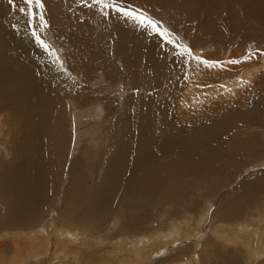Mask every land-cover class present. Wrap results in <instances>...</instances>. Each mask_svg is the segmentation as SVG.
Masks as SVG:
<instances>
[{
    "label": "bare ground",
    "instance_id": "bare-ground-1",
    "mask_svg": "<svg viewBox=\"0 0 264 264\" xmlns=\"http://www.w3.org/2000/svg\"><path fill=\"white\" fill-rule=\"evenodd\" d=\"M6 1L0 0V8L4 7ZM131 1L133 3L134 0ZM144 1L152 2L153 0ZM254 1L255 3L249 0H206V7L211 13L210 21L215 22L218 19L220 27L214 31L208 29L206 34H209L211 40L219 36L223 41H227L238 29L244 28L243 25L235 28L232 23L233 3L234 5L238 2L242 4L245 11L244 16H249L254 21L259 12L256 13L257 10H254L255 14L252 13V9L251 11L249 9L255 5V8L264 6V0ZM137 2L134 1L138 4ZM170 3L169 5H171ZM194 3L195 0H182L179 5L173 2L171 6L165 5L164 8L179 12L183 17L180 23L190 25L193 12L197 8ZM213 4L215 7L217 4L228 7L225 13L223 12V17H220L221 11L219 8L213 7ZM261 11L263 12V9ZM14 13L16 15V12ZM235 13L237 15L238 12ZM56 14L58 19L54 23L52 21L50 26L61 23L60 31H65L66 36H68L63 44L69 46L70 53H72L70 55L72 60L68 59L71 62L68 66V73L73 79V81L69 79L73 87V94L69 97L68 110L71 113V129L74 131L75 148H70V152L71 156L77 152L80 153L78 162L80 165L76 164L74 167L80 166L82 170L88 172L78 173L74 167L70 169L66 199L62 208L57 211L61 220L52 224L53 230L50 231L52 236H50L51 233H46V230H40L45 215L51 209L41 213L38 208L45 204L49 200L48 198L51 199L52 205L56 203L60 194V186H57V180L64 165L60 158L64 154L65 148L56 147L55 144V148H49V141L46 138V130L49 128L47 122L55 116L57 117L59 103L66 98L62 94L60 83L51 74V67L45 63L43 58L40 59L42 51L35 45L30 35H26V19H24L23 14L19 13L20 19L18 17L9 20L0 29V117L2 119V116L12 115L15 122L10 125L7 117L5 122L0 123V134L3 135L4 141L7 140V134L11 139L13 137L15 139L14 146L18 148L17 150L12 147V150L9 151L10 146L7 145L2 148L4 151L0 152L1 155L3 152L9 151L14 155L15 160L11 165H5V160L0 157V208L3 212L0 213V220H4L8 227H14L10 229L11 231H6L7 233L0 229V233L8 237L7 240L0 241V264H60L61 262L89 264L86 259H92L98 255H101L102 264L145 262L147 259L145 257L146 251L152 249L149 256L155 254L156 246L162 242L165 243L167 237H161L157 230L152 229L151 234L142 235L144 239L139 245H135L129 237L130 233L142 232L144 230H142L141 225L152 223L150 218L146 216L148 214L137 216V212H142L145 209L156 211L165 208L166 204L169 203L174 204V206L183 204L190 196L189 194L184 195V193H191L195 191V188L211 184L213 181V190L224 187L230 173L237 170L238 159L244 160L248 151L246 146L249 144L244 145L245 151L242 152L238 141L243 138L213 139L211 132V140H198L195 136H193V140L188 135L186 136L187 130L180 132L178 127L171 122L169 109L176 100L179 102V97L172 99L182 85H177L173 79L170 94L166 96L169 99L154 97L155 102H153V99L145 97L141 100L137 115L132 114L131 116L125 113V111H129V106L132 108L131 100L128 99L126 104L129 106L125 105V114L122 113V119L119 117L120 124L124 129L123 133L120 134L122 137L118 136V141L121 137L119 145L101 146V138H107L106 134L110 131V125L116 117L114 111L112 112L116 106L114 101L117 100L119 106L123 104L122 96L125 95L122 91L123 84L113 83L117 79L116 75H118L120 67H123L120 75L125 73L133 85H137L145 79L156 84L160 79L170 75L168 64L159 59L157 47L159 43L157 39L159 38L141 34L142 30L136 28L132 21L125 22L120 19L118 24L112 20L104 23L98 9L81 11V5L69 11L57 10ZM78 17L83 18V24L78 22ZM246 17L245 19H247ZM239 21L238 23H240ZM255 21L258 22L257 26L264 27L262 17ZM214 22L212 24L215 25ZM13 25L17 27L13 28ZM135 31L138 33H134ZM109 33L112 36H118L114 46L105 43V37ZM127 42L132 44L129 45ZM195 44L197 43L195 42ZM236 51L238 50L236 49ZM207 59L212 60L211 58ZM255 60L246 62L244 65L253 64ZM168 61H171L170 56ZM97 66L103 67V72L98 70V73H101L100 78L103 79L102 87L105 89V97H97L92 83L94 75L91 77L89 74ZM82 70H85L86 74L80 73V75L79 71L82 72ZM237 73H243V70H239ZM216 74L219 75L218 72ZM80 77L83 79L82 85L86 83L83 87L85 90L82 88L76 91ZM63 79L65 82L67 81L65 78ZM112 84L119 86L113 88L110 86ZM91 92L93 95L88 96L87 93ZM205 95H201L203 96L201 101L206 100ZM189 97L180 102L185 100L182 103L183 106L191 108L190 100L197 98L194 95ZM159 100L162 107L168 112L162 110L157 105L158 103L156 104V101ZM216 105L217 102L210 103L207 108L210 109ZM181 115H185V111H181ZM230 115L232 114L230 113ZM175 117L173 118L175 119ZM178 117L182 118L179 115ZM206 123V120L202 122V124ZM254 123H263L264 125V118ZM77 125L79 128H89L92 132L86 133L89 129L85 131L82 128L84 132L83 135H80L81 131L78 130ZM100 128H103L102 131L99 130ZM151 129L153 131L148 132ZM21 130L22 134H20ZM233 130L234 128L230 131ZM18 133L21 135L22 149L19 148ZM103 133L105 135L101 136ZM84 141L87 147H79ZM256 149L262 150L263 148L256 145ZM252 150L256 152L254 149ZM93 175L94 180H98V183L93 188H86L83 183L90 184L88 177L93 181ZM202 193V199L208 198L210 189L206 188ZM230 203V205L224 204L222 211L229 217L235 218L238 216L235 212L237 207L232 202ZM112 213L115 216L111 219L113 222L111 229L117 226L116 222L124 221L121 229L125 232L123 235L112 239L107 235L104 239L100 236L103 232L101 229L108 228L109 225L106 226V221ZM186 216L184 215V219ZM228 220L226 219V221ZM158 221L163 222L160 219ZM167 221L171 222V219L169 218ZM177 222L170 223L172 234H170L169 241L166 242L167 246H172L180 240H186V243L191 242L200 235V231H203L202 227L205 223L204 219L201 218L196 229L187 228V230H183L178 227L180 222ZM232 226L221 225L219 228L216 226L214 229L210 228L208 233L213 234L217 244L244 248L246 252H244L243 257L247 253L248 258L246 260L248 264H252L253 260H258V257L264 254V224L259 228H251L250 226L248 229ZM0 228H2L1 224ZM26 230L29 232L25 233ZM78 230L83 231L87 238L80 239ZM251 233L256 237L260 236L257 245H253L254 243L246 244L244 237H249ZM120 237L122 238L119 241L118 238ZM256 237L253 239L255 240ZM211 239L210 237L206 241ZM6 242L11 243L10 246H7ZM106 245H112V249H108ZM11 246L12 254L9 259H6L3 255L6 251L3 252V248L8 249ZM83 248L86 249V252H83ZM7 253L9 252L5 254ZM48 258L52 261H48ZM238 259L234 263L229 262V264H238ZM190 261L197 262L198 258ZM260 264H264V262H260Z\"/></svg>",
    "mask_w": 264,
    "mask_h": 264
},
{
    "label": "rangeland",
    "instance_id": "rangeland-1",
    "mask_svg": "<svg viewBox=\"0 0 264 264\" xmlns=\"http://www.w3.org/2000/svg\"><path fill=\"white\" fill-rule=\"evenodd\" d=\"M134 1L137 2V0ZM134 1H133L134 6L146 8L151 15H153L157 19L162 20L165 23V26L169 27L175 33V36L177 39H179L180 43L192 47L194 51V55L198 54L197 56H201L206 59L211 58L212 60H217V58L218 60H226V58L227 60H229L233 58L239 59L244 55H246L248 52L256 53L257 49L264 50V27H262L261 25L257 26L258 22L255 21L261 17L264 19L263 5L259 6L260 9L258 7L255 8L256 5L253 8L249 9V11H251L252 9V13H255L254 10H257L256 13L259 12L256 15L257 16L256 19L253 21V19L249 18V16L247 17L244 16L245 11L243 10L244 6L242 7V4L238 2L234 5L233 3L232 7L234 8V12L232 14V19H233L232 23L235 26V28L242 27V25L244 28L240 30L238 29L236 33L230 36V38L227 41L226 40L223 41L219 36H216L211 40L209 34L208 35L206 34L208 32V29L214 31L215 29H217V27H219L218 19L215 20V22L210 21L211 13L209 11V8L206 7V0H195L194 4L197 8L193 12L192 21L189 22L190 25H184L183 22L180 23L183 20V17L179 12H175L174 10H170V9L167 10L166 8H164L165 5L168 7L171 6L173 2L174 4L179 5L182 3V0H156V1L153 0L155 2L154 4L152 3L153 2L152 0H151L152 2H149L148 0H146L148 2H145L144 0H139L140 3L137 2L138 4L134 3ZM249 1L255 3L254 0H249ZM44 2L46 5L45 15L46 18L50 21L49 24H51L52 21L53 23L54 21H57L58 19V15L56 14L57 10L64 12L74 9L76 6H80V4L76 2V0H44ZM169 2H171L170 3L171 5H169ZM218 6H222V5L217 4L216 7L219 8V10L221 11L220 17H223L224 15L223 12L225 13V10L228 7L225 6L218 7ZM213 7H215V4H213ZM262 9L263 12L261 11ZM235 12H238L237 15ZM0 14H2L0 15V29L5 25L4 24L5 22H8L9 20H13L15 18L17 19L18 17L19 19L21 18V15H19L18 12H16L15 15V13L11 11L10 6L8 4V0L4 4V7L0 8ZM239 15L242 17V19ZM245 17L248 20L245 19ZM24 19L26 18L24 17ZM238 21L240 23H238ZM213 22L215 23V25L212 24ZM207 23L210 25H208ZM60 24L61 23H57L55 24L56 26L55 25L50 26V28L45 29L44 30L45 38L56 49L61 59L65 60V64L67 68H69L68 66H70L71 62H69L68 59L72 60V57L70 58V55H72V53H70L71 50L69 49V46H65L63 44V41L66 40L68 36H66L67 34L65 31L63 30L60 31V27H61ZM218 29H220V27ZM136 32L138 33V31H135L134 33ZM188 32H190V34H188ZM58 37H63L64 39L60 40L58 39ZM157 40L159 42L158 43L159 45L160 39ZM195 42L197 44H195ZM127 43L129 45L132 44L129 42ZM236 49L238 51H236ZM66 55H67V59H65ZM41 56L42 57H40V59L43 58V60H45V63L51 67L52 69L51 74H53L52 76L55 79H57L58 82L60 83L62 88V94L66 98L60 101L59 112H58L59 114H57V117L55 116L56 118L54 117L53 119H50L47 122L49 123L47 124L49 128L47 127L48 129L46 130L47 131L46 138L49 141L48 144L49 148L50 147L53 148L54 144L56 147L65 148L64 154L60 158V161L63 162L64 165L62 172L59 174L57 180L58 181L57 186L58 185L60 186V194L59 197L56 199L55 204L52 205L51 199L48 198L49 200L46 201L45 204L43 205L41 204L42 206L40 205L41 209L36 207L41 213H43L45 210L51 209V211L45 215L46 217H44L43 219V224L41 225L42 227L39 228L40 230H44V231L46 230L45 232L50 234L53 230L52 224H54V222H60L61 220V216L59 217L57 211L60 210V208H62L66 199L65 194L69 187L68 172L70 171V169L74 167V165L76 164L80 165V163H78L80 160L79 158L80 153L77 152L75 153V155L71 156V152H70V148H75L74 147L75 137L73 136L74 131L71 129V125H72L70 119L71 113H69L68 110L69 97L73 94L72 92L73 87L72 84L70 83V80L73 81V79L70 78L69 74H65L58 67H55L56 65L52 63L53 60L52 57H49L46 53L42 54ZM170 59H172L171 56ZM245 63H242L240 65H226V67L230 68L231 70L226 72L225 71L221 72L219 68L210 70L205 68L201 64L197 63L196 65V62L193 61L191 64L187 85H182L180 89L175 92L176 94L172 100L177 99V97H179V102L176 100V102L174 103L175 105L172 104L169 110L171 111V122H173V124L176 127H178L180 132H184L185 130H187L186 136L188 135L193 140H194L193 136H195L198 140H211L210 139L211 132L213 135V139L243 138L242 140L238 141V143L240 145V151L242 152L245 151L244 145L246 143L249 144L248 146H246L248 148V151L246 152L244 157V160L246 161L242 160L241 158L238 159L237 170L230 173L227 179V183H225L224 187H221L220 189L217 188L213 190L214 189L212 187L214 183L213 181L211 184H206L203 187L195 188V191L191 193H184V195L189 194L190 196L188 199L185 200L183 204L174 206V204L169 203L166 204L165 208L158 209L156 211L145 209L146 211L144 210L142 212H137L136 214L137 216H144L145 214H148L146 216L150 218L152 223H145V225H141L143 228L142 230H144L142 232H134V234L133 232L130 233L129 237L131 238L132 242L134 241L133 243L135 245L136 244L139 245L141 241L144 239L142 235L151 234L153 232L151 231L152 229L157 230V233L160 234L161 237L163 236L164 238L167 237L165 243L162 242V244L160 243L158 246H156L157 250L155 251V254L153 253L151 256H149V253L150 254L152 253L151 252L152 249H148L146 251L147 254L145 255V257L147 258L145 262L141 261L137 263L140 264H229V262L234 263L235 260L239 258L237 261L238 264H248V261L246 260V258H248L247 253H245V257H243L244 252H246L244 248L235 245L223 246L217 244L215 238H213V234L211 235L210 233H208L210 228L214 229V227L216 226H218L217 228H219V226L221 225L223 226L226 225V227H230L233 225L232 227L239 226L248 229V227L250 226L251 228H255V227L259 228L264 224V125L263 123L261 124L254 123L255 121L258 120L261 121V119L264 118V58L256 59L253 62V64L244 65ZM94 69H93L94 71L90 69L91 72H89L91 77L92 75H94L92 80L94 92L97 95V97H105L106 96L105 89L104 87H102L103 79L100 78V74L103 72L102 70L103 67L97 66ZM98 70L101 71V73H98ZM122 70L123 67H120L118 71V75H116L117 79L113 83L123 84L122 91L125 94L124 96H122L123 104L122 106H119V103H117L118 101L117 100L114 101V105L116 106L112 110V112L114 111L113 113H115L116 117L114 118L113 122L110 125V131L106 134L108 139L106 137L101 138V146L102 145L111 146L116 144L119 145L118 143H120L122 137L120 134H122L124 131L122 125L120 124L121 121L120 119H122L121 118L122 113H124V110L126 109L125 105L129 106L126 103L128 99L131 100V89L133 87L139 86L141 87L142 91H147L151 87V85L155 83V82L153 83L149 82L145 79L144 81L141 80V82L138 83L137 85H133L130 82L129 77H127L125 73L120 75ZM239 70H243V73H237ZM216 72H218L219 75L216 74ZM80 73L86 74V71L85 70H82V72L79 71V74ZM68 76L69 78H67ZM63 78H65L67 81L65 82ZM79 79L80 81L78 83V87H76L77 88L76 91L81 90L86 85V83L82 85L83 83L82 77H80ZM241 80H243L245 83L242 84L240 82ZM198 84H211L213 86L210 88L201 89L197 87ZM155 85L160 89V95L157 96L158 99H163L166 96H169L172 88H171V83L168 82L167 78L160 79L158 83H156ZM220 85H224L225 87H220ZM110 86L116 88L119 85L112 84ZM192 92H194L195 94L194 93L192 94ZM87 95L91 96L93 95V93L92 92L87 93ZM191 95H194L197 98L195 100L189 99L191 108H188L187 106H183L182 103H184L185 100L183 102L180 101L185 98H190L189 96ZM201 95H205L204 98L206 100L201 101L203 99V96ZM141 100L142 99L135 100V105H134L135 112H133L132 109L133 106L132 108L131 106H129L130 108L129 111H131V109L132 111L131 112L128 111L129 113L125 111V113L131 116L132 114L137 115ZM191 101H193V103H191ZM220 101H222V103H220ZM216 102H217L216 106L214 107L210 106L211 107V108L209 107L210 109L207 108L210 105V103H216ZM156 104L160 106L162 110H167L162 107L160 100L156 101ZM200 108L204 110H201ZM181 111H185V115L182 116ZM165 112H168V110ZM230 113L232 115H230ZM178 115L181 116L182 118L180 117L177 118ZM224 115L225 117H223ZM2 117L4 119L3 118L1 119L0 117V123L5 122L7 117L10 125L15 123L13 121L12 115L10 116L5 115ZM173 117H175V119ZM205 120L207 123L202 124V122ZM212 122H213V126H212ZM186 124H188L189 126H187ZM195 125L196 126L198 125L197 128ZM19 127H21V125ZM242 127L244 128L242 129ZM82 128L83 127L81 128L78 127V130L81 131L80 135H83L84 130L86 131L89 129V128L86 129L84 127L83 130ZM233 128H234L233 130L234 133L232 134L233 131L230 130ZM102 129L103 128H100L99 130L102 131ZM196 129L198 130L197 132ZM151 131L153 130L151 129L148 132ZM91 132H92L91 129L86 131V133H91ZM20 134H22V130ZM20 134L18 133V141H19V148L22 149L23 143ZM102 135L104 136L105 133L101 134V136ZM7 136H8L7 140L4 141L3 135L0 134V152L4 151V149L2 148L7 145L10 146L9 151L12 150L11 149L12 147L18 150V148L14 146L15 139H13V137L11 139L8 134ZM118 136H121L119 141H118ZM2 141L4 142L2 143ZM153 143H155V140H153ZM256 145L262 147L263 149L257 150ZM79 147H87L86 142L84 141ZM252 149H254L256 152H253ZM9 151L3 152V154L0 155V157H3V159L5 160L6 162L4 163L5 165H11L12 163L15 162L14 155L11 154ZM74 168L75 170H77L78 173L88 172L86 170H82L80 166H76ZM88 180L90 184L87 185L86 183H83L86 188H93V186H95L98 183V180L97 181L94 180V175L92 178L93 181H91L89 177ZM206 188L210 189V193H209L210 195L208 198L202 199L201 198V195L203 194L202 192H204ZM230 202H232V204H235L234 206L237 207L236 208L237 211L235 212L238 216H235V218L229 217L224 211H222L223 205L227 203L230 205L231 204ZM182 211H184L185 213L184 212L182 213ZM0 213H3L1 211V208H0ZM184 215H187L186 216L187 219L186 218L184 219ZM113 216H115L114 213H112L111 216H109L106 221V226L109 225L108 228L101 229V231L103 232H101L100 236L104 239L107 235L112 239L117 236L123 235L125 232V230L121 229L124 221L116 222L117 226L114 229H111L112 228L111 225L113 223L111 219ZM169 218L171 219V222L167 221V219ZM201 218L204 219L205 223L203 224L202 227L203 231H200V235H198L197 238L191 240V242L189 243H186L185 242L186 240H180L179 242H176L172 246L166 245V242L169 241L170 239L171 236L170 234H172L171 224L173 223V221L180 222L178 224V227L182 228L183 230L185 229L187 230V228H189L190 230H194L196 229L197 225H199ZM259 218L261 219L263 218V219L259 220ZM158 219H160V221L163 222L160 223ZM226 219L227 220L230 219V220L226 221ZM253 219L256 220L254 221ZM0 224L2 225V228L0 229H2V231H5V233L11 231L10 229L14 228V227H8L5 224L4 220H0ZM254 224L255 226H253ZM24 232L26 233L29 231L26 230ZM78 232L80 239L87 238V235L83 231L78 230ZM251 234L247 238L244 237V239L246 240V244L254 243L253 245H257L260 236L256 237L254 234H252L251 236ZM50 236H52V233L50 234ZM210 237L212 239L210 241H206ZM255 237L256 239L254 240L253 238ZM7 238L8 237L4 234L0 235L1 242L2 240L4 241L7 240ZM121 238L122 237L118 238V240L120 241ZM118 240L116 239V241ZM10 244L6 242L7 246H10ZM106 247H108V249L110 248L112 249V245L111 246L106 245ZM11 250H12V246L8 249L3 248V252L4 251L9 252L7 254H5L6 252H4L3 254L6 259H9V257L11 256L12 254ZM83 252H86L85 248H83ZM238 254L240 257L238 256ZM100 256L101 255L95 256L92 259L87 258L86 260L89 264H102L101 262L102 259ZM260 256L258 257L260 260L256 259L257 262L253 260L252 264H260V262L263 263L264 254ZM195 258H198L197 262L190 261ZM233 258L236 259L234 260ZM48 261H52V260L48 258ZM53 264H58V263H53ZM60 264H66V263L61 262Z\"/></svg>",
    "mask_w": 264,
    "mask_h": 264
},
{
    "label": "snow or ice",
    "instance_id": "snow-or-ice-1",
    "mask_svg": "<svg viewBox=\"0 0 264 264\" xmlns=\"http://www.w3.org/2000/svg\"><path fill=\"white\" fill-rule=\"evenodd\" d=\"M81 5V11L87 9L92 11L98 9L103 22L107 23L109 20L115 21L117 24L120 19L125 22L132 21L136 28L142 30L143 35L158 37L160 44L159 59L165 61L168 64L169 76L168 82L171 83L175 79L177 85H187L188 76L191 69V64L195 61L198 64L203 65L207 69H217L221 71H230V68H226L225 65H240L245 62H250L254 59L264 58V50L257 49L256 53L248 52L243 57L229 60H210L201 56L194 55L193 48L189 45L180 43L176 38L175 33L165 23L154 17L149 13L146 8L134 6L131 0H76ZM8 4L12 12H18L23 14L26 18V35H30L35 45L42 50L41 54L46 53L49 57H52V63L55 64L62 72L68 73V68L65 64V60L61 59L59 53L52 46V44L45 38L44 30L50 28L49 20L46 18L45 11L46 5L44 0H8ZM95 15V13H94ZM80 24L84 23L82 17H78ZM13 25V28H16ZM63 40V37H58ZM118 36H112L109 33L105 37V43L109 46H114ZM63 50V49H62ZM169 56L172 57L171 61H168ZM67 59V55L65 56ZM245 83L243 80L240 81ZM211 84H198L197 87L201 89L210 88ZM220 87H225L220 85ZM160 95V89L153 83L147 91H142L141 87H133L131 89V104L134 105L137 99H153ZM165 99H169L165 97ZM174 103V102H172Z\"/></svg>",
    "mask_w": 264,
    "mask_h": 264
}]
</instances>
